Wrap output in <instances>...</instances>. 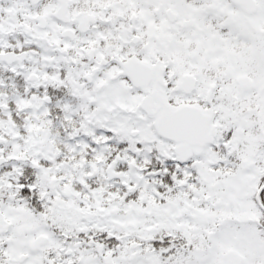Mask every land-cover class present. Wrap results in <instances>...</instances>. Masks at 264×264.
Here are the masks:
<instances>
[{"label": "snow or ice", "instance_id": "1", "mask_svg": "<svg viewBox=\"0 0 264 264\" xmlns=\"http://www.w3.org/2000/svg\"><path fill=\"white\" fill-rule=\"evenodd\" d=\"M0 264H264V0H0Z\"/></svg>", "mask_w": 264, "mask_h": 264}]
</instances>
